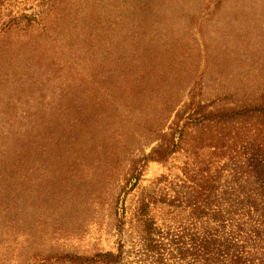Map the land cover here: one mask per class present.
<instances>
[{
  "label": "rangeland",
  "instance_id": "374dc122",
  "mask_svg": "<svg viewBox=\"0 0 264 264\" xmlns=\"http://www.w3.org/2000/svg\"><path fill=\"white\" fill-rule=\"evenodd\" d=\"M12 2L0 1V264H112L57 255L119 249L113 264H217L197 255L204 236L260 218L264 111L186 118L264 106V0ZM174 136L168 159L149 158ZM207 196L221 221L196 209Z\"/></svg>",
  "mask_w": 264,
  "mask_h": 264
},
{
  "label": "trees",
  "instance_id": "16d2710c",
  "mask_svg": "<svg viewBox=\"0 0 264 264\" xmlns=\"http://www.w3.org/2000/svg\"><path fill=\"white\" fill-rule=\"evenodd\" d=\"M3 1V0H0ZM9 4H13L12 0H4ZM12 11V10H10ZM19 12V11H18ZM16 12L12 15L13 21L9 22L6 26L17 23L16 18H22L17 15ZM41 11L38 10L32 14L41 15ZM11 15V14H10ZM22 16V15H21ZM26 17V15H24ZM38 16H35L37 18ZM39 21L36 19L34 22L28 21V25L30 23H38ZM31 25V24H30ZM33 25V24H32ZM34 26V25H33ZM5 28L3 29V31ZM201 104H197L196 108H200ZM264 111V106H245L241 109H233L228 112H200L197 110H193L190 115L186 118V123H203L205 121H225L237 117L243 113H253ZM176 117L180 118V111L177 112ZM177 126L180 127V130L183 131L185 126L182 123V120L179 121ZM178 143L175 140V136L172 139V144H170L166 149H156L150 155L149 158L159 161H165L169 158L170 154L176 151L178 148ZM140 179V176H135L129 180V184H131V189L136 186ZM200 204L197 205L196 209L202 208L205 211L202 214V217L212 218V221H221L222 218L225 217L223 211H218L217 213L212 214L208 210L211 209V204L215 202L214 198L211 199L209 196L203 198L199 201ZM255 207L256 211L260 210L259 217L257 219V224L253 225V230L248 231L247 228L240 227V232L238 231H229L227 235L220 236L219 230L217 233L211 237V233H207L204 236V241L201 242L202 249L199 250V255L202 259L207 262L215 261L217 264H264V200L262 202H257L254 198L251 202ZM218 205L220 202L218 200ZM195 209V211H196ZM246 233L244 235H241ZM224 238V240H219V238ZM228 239V240H227ZM230 239V240H229ZM217 247V248H215ZM215 248V250H214ZM162 254V253H161ZM58 259H66L74 263H118L121 261L123 257V250L119 249L118 251H107V252H97L94 255L90 256H76L72 254H58Z\"/></svg>",
  "mask_w": 264,
  "mask_h": 264
}]
</instances>
